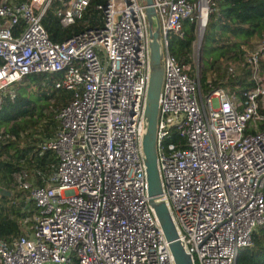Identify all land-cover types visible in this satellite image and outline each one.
Wrapping results in <instances>:
<instances>
[{"label": "built area", "instance_id": "obj_1", "mask_svg": "<svg viewBox=\"0 0 264 264\" xmlns=\"http://www.w3.org/2000/svg\"><path fill=\"white\" fill-rule=\"evenodd\" d=\"M89 1L0 0V102L38 74L54 78L46 94L70 95L46 112L52 135L29 144L31 173L22 168L0 188L9 193L0 195L7 200L1 206L24 202L19 235L0 239V264H175L149 202L140 150L149 7L163 68L160 197L191 264H236L264 227V127L257 130L264 120V40L241 46L254 88L203 96L199 53L211 0H106L96 6L101 24L51 41L43 26L48 13L62 28L74 26ZM185 20L195 36L186 64L172 54L170 38H182ZM38 121L42 130L47 119ZM15 139L0 129V146Z\"/></svg>", "mask_w": 264, "mask_h": 264}, {"label": "trees", "instance_id": "obj_2", "mask_svg": "<svg viewBox=\"0 0 264 264\" xmlns=\"http://www.w3.org/2000/svg\"><path fill=\"white\" fill-rule=\"evenodd\" d=\"M106 0H90L83 17L74 25L62 28L58 21L48 13L43 21V26L51 41L61 43L83 29L101 24L102 15L96 11V6L105 4ZM211 12L201 45L204 54V43L208 44L205 51L211 58L202 60L199 68V86L203 96L208 95L216 88L228 89L237 96L241 91L255 87L249 79L244 68L242 45L252 41L264 40V0H211ZM208 36V37H207ZM171 51L180 63H188V57L194 36V26L185 20L183 22V36H171ZM205 52V53H206ZM259 67L264 72V51L259 58ZM45 75H33L14 85L15 96L13 99L7 94H2L0 102V129L13 134L14 141L0 146V188L7 189L12 181V175L20 169H25L30 174L32 165L29 163L28 154L30 143H37L43 137L52 135L55 125L47 117L49 108L56 110L59 106L69 101L70 95L63 92L45 93L44 88L51 84L53 77L43 86L41 83ZM38 79L40 85L34 88L36 95L31 94L30 81ZM28 83L25 85V83ZM43 87V90L41 88ZM264 115L263 106L259 108ZM47 119L42 130H38V118ZM264 120L257 124V130H262ZM247 132L254 133L252 128ZM5 156V159H2ZM48 163L54 162L51 153L45 154ZM39 166L41 162H36ZM41 166V165H40ZM20 197V193L17 194ZM0 201L6 202L0 197ZM24 202L17 206H1L0 204V239L4 242L20 233L17 218L24 216L21 209ZM35 210L31 206V212ZM236 264H264V227L259 228L252 235V246L240 252Z\"/></svg>", "mask_w": 264, "mask_h": 264}, {"label": "water", "instance_id": "obj_3", "mask_svg": "<svg viewBox=\"0 0 264 264\" xmlns=\"http://www.w3.org/2000/svg\"><path fill=\"white\" fill-rule=\"evenodd\" d=\"M145 3L147 5H151V0H145ZM152 16L153 9L149 7L147 8V19L149 23L148 81L144 100L143 133L141 136L140 150L145 166L149 202L154 208L165 239L169 243V249L174 262L175 264H191L190 257L185 253L177 239L175 227L171 221L164 202L160 197L161 183L157 169L156 123L163 68L160 63V37L158 30H153L152 28ZM0 195L9 197V193L5 190H0Z\"/></svg>", "mask_w": 264, "mask_h": 264}, {"label": "rangeland", "instance_id": "obj_4", "mask_svg": "<svg viewBox=\"0 0 264 264\" xmlns=\"http://www.w3.org/2000/svg\"><path fill=\"white\" fill-rule=\"evenodd\" d=\"M252 42H254V41H252ZM205 48L208 49V44L206 42L204 43V49ZM205 50L203 51L204 54H202V51H201V48H200V53H199V59L200 60H201V56L203 58L202 60L211 58L210 54L207 53ZM202 60H201V62H202ZM49 78L50 77L48 75H46L45 77L42 78L41 83L43 84V86L49 81ZM28 83L26 82L25 85H27ZM30 85H31V87L28 90H30L31 94L36 95L37 90L36 89L34 90V88L37 87V85H40V82L38 81V79H34V80H31L30 81ZM50 88H51V85L50 84H47L46 88H44L45 92H47ZM41 90H43V87L41 88Z\"/></svg>", "mask_w": 264, "mask_h": 264}]
</instances>
